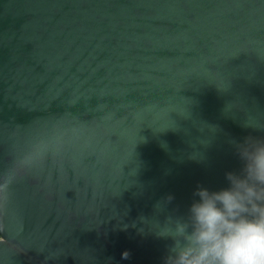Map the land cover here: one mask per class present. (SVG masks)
<instances>
[{"label": "water", "instance_id": "water-1", "mask_svg": "<svg viewBox=\"0 0 264 264\" xmlns=\"http://www.w3.org/2000/svg\"><path fill=\"white\" fill-rule=\"evenodd\" d=\"M247 136L264 0H0V264H162Z\"/></svg>", "mask_w": 264, "mask_h": 264}, {"label": "clouds", "instance_id": "clouds-1", "mask_svg": "<svg viewBox=\"0 0 264 264\" xmlns=\"http://www.w3.org/2000/svg\"><path fill=\"white\" fill-rule=\"evenodd\" d=\"M234 147L242 167L225 173L228 187H198L187 217L157 232L172 241L162 264H264V137Z\"/></svg>", "mask_w": 264, "mask_h": 264}]
</instances>
